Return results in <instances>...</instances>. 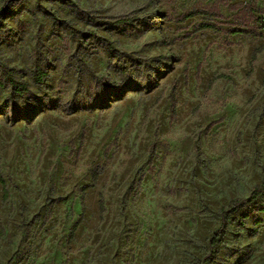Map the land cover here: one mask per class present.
<instances>
[{
  "label": "rangeland",
  "instance_id": "rangeland-1",
  "mask_svg": "<svg viewBox=\"0 0 264 264\" xmlns=\"http://www.w3.org/2000/svg\"><path fill=\"white\" fill-rule=\"evenodd\" d=\"M9 1L0 264H264V0Z\"/></svg>",
  "mask_w": 264,
  "mask_h": 264
},
{
  "label": "trees",
  "instance_id": "trees-1",
  "mask_svg": "<svg viewBox=\"0 0 264 264\" xmlns=\"http://www.w3.org/2000/svg\"><path fill=\"white\" fill-rule=\"evenodd\" d=\"M12 0L6 3V5L1 8L2 13H9L13 10L14 4H11ZM262 25L264 26V21L260 20ZM200 29H214V26L212 25H202L200 26ZM256 55H253L252 61L255 60ZM47 77V71L43 68L42 65V59L41 57H37L35 60V65H34V71H33V82L36 84H39L43 82V80ZM3 86L8 87L12 92L16 94H23L28 91V84L25 82H18L13 79L10 73H7V78L6 82L2 84ZM171 112L175 114V100L172 99V104H171ZM98 174L94 173L92 175L91 183L87 186H84L81 189V195L82 198L85 196L86 192L92 188L97 180ZM0 185L2 187V202H6L9 198V192L7 191L6 184L2 178L1 175V169H0ZM260 197H264V183L255 186L248 197L244 199H239V200H234L232 201L228 206L221 208L220 209V216H221V224H220V229H224L227 226L228 219L231 214L235 213L239 208L248 206L252 204L255 200H257ZM99 213L100 217L103 216L105 212V207H104V197L101 194L99 197ZM82 221V215L73 223L70 229V238L74 236L76 233L80 223ZM217 233L216 232L215 236L211 238L210 240V245L214 246L219 243L217 239ZM3 235V230H0V237Z\"/></svg>",
  "mask_w": 264,
  "mask_h": 264
}]
</instances>
